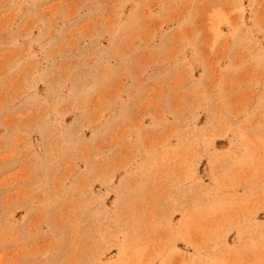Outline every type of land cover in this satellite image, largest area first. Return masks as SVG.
Instances as JSON below:
<instances>
[{
  "label": "rangeland",
  "instance_id": "1",
  "mask_svg": "<svg viewBox=\"0 0 264 264\" xmlns=\"http://www.w3.org/2000/svg\"><path fill=\"white\" fill-rule=\"evenodd\" d=\"M0 264H264V0H0Z\"/></svg>",
  "mask_w": 264,
  "mask_h": 264
}]
</instances>
